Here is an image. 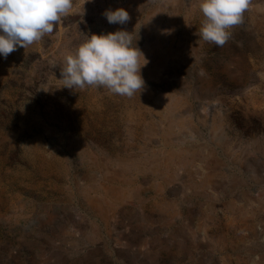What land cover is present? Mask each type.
Segmentation results:
<instances>
[{"label": "rangeland", "instance_id": "obj_1", "mask_svg": "<svg viewBox=\"0 0 264 264\" xmlns=\"http://www.w3.org/2000/svg\"><path fill=\"white\" fill-rule=\"evenodd\" d=\"M199 4L73 0L0 55V264H264V0L223 46ZM119 30L142 91L64 87L65 55Z\"/></svg>", "mask_w": 264, "mask_h": 264}, {"label": "clouds", "instance_id": "obj_2", "mask_svg": "<svg viewBox=\"0 0 264 264\" xmlns=\"http://www.w3.org/2000/svg\"><path fill=\"white\" fill-rule=\"evenodd\" d=\"M251 4L252 0H200L203 20L195 34L223 46L231 29L243 23ZM72 9L73 0H0V55L6 59L18 48L27 49L39 42ZM103 14L109 24L123 25L130 20L123 7ZM133 40L125 30L91 34L73 53L65 55L61 68L64 87L102 86L111 94L127 97L141 92L145 85L141 69L148 60Z\"/></svg>", "mask_w": 264, "mask_h": 264}]
</instances>
